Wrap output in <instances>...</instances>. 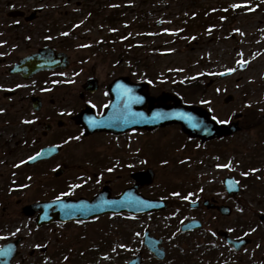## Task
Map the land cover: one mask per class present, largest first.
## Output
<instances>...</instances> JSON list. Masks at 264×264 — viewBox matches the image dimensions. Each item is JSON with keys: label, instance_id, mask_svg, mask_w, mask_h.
I'll use <instances>...</instances> for the list:
<instances>
[{"label": "rangeland", "instance_id": "rangeland-1", "mask_svg": "<svg viewBox=\"0 0 264 264\" xmlns=\"http://www.w3.org/2000/svg\"><path fill=\"white\" fill-rule=\"evenodd\" d=\"M7 2L12 3L11 7L29 13L42 9L37 20L26 28L30 31L27 51L43 43L73 58L83 52L92 63L100 60L101 68H110L105 69L103 78L110 75V78L126 77L141 82L147 75L154 87L150 90L151 94L179 98L182 93L183 98H180L183 104L199 106L219 122L239 126L240 131L235 134L234 148L230 152V157H233L230 169L235 179L237 175L243 176L249 168L259 172L263 170L264 0H0V5ZM234 5L245 9L237 10ZM209 9H215L217 13L212 14L210 30L205 26L207 20L197 16ZM111 10L115 13L108 15ZM204 13L200 15L206 17ZM103 39L109 40V44L106 41L101 43ZM85 46H92L93 52L87 51ZM106 53L109 55L104 56ZM97 54L104 58L95 59ZM114 60L122 66L117 72L110 71V64ZM244 63L248 65L241 69L239 66ZM229 70L234 71L232 75L219 78L221 74L231 72ZM81 78L84 81L86 76L82 75ZM229 95L233 96V100L226 104L224 99ZM46 98L50 100L52 95L48 94ZM4 110L1 106L0 146L4 151L0 149V160H20L28 156V152H17L11 157L5 151L14 146L15 141L22 140L25 133H29L23 128L29 127L25 121H30L33 116L17 114L15 118L7 117L11 113L4 114ZM235 113H242V118L235 120ZM42 115L38 114L39 118H43ZM79 132L77 129L73 132L79 139L76 136L69 141L74 143L70 145L74 151L84 146L76 157L83 158L80 155L83 154L87 159H106L110 166L117 165L115 162L118 160H126L139 170L152 169L155 172L154 182L140 190L144 196H147L146 193L167 195L168 190L172 192L171 187L183 186L191 193L176 200L181 198L180 203L188 206L202 197L209 198L213 185H217L212 175L215 164V157L210 151L212 144L208 142L200 149L197 146L189 147L190 150L183 149L181 144L191 139L180 126H168L151 132L135 130L122 136L99 134L85 138ZM78 140L81 142L76 144ZM88 164L92 165L91 162ZM105 174L106 184L114 191L118 185L119 188L125 186V182L130 180L127 172H122L120 179ZM29 183L25 203L36 195L35 189L39 190L42 185L39 179ZM250 184L255 183L245 180L247 189L242 186L243 191L235 196V208L230 220H223L222 217L215 219L217 215L213 211L188 209L182 223L177 219L174 224L177 225V221L179 224L176 227H168L164 224L175 211L174 205H169L168 214L160 216L159 221L152 224L147 216L139 219L117 216L101 218L86 226L70 224L57 230H37L34 218L22 215L16 220V226L23 228L19 234L26 241L20 247L21 254L15 259V264H33L40 260L41 255L51 258L46 264H123L124 260L129 261L131 254L134 256L137 253L144 255V264H156L153 256L141 249L143 234L147 229L165 240L164 247L169 259L160 264H213L207 259L205 245L213 243L217 231L227 230L230 221L234 225L239 218L250 217L249 222L253 225L260 215H264V201H261L264 199V185L259 189ZM236 206L246 210L243 215ZM190 220H200L203 228L182 234L179 225ZM263 232L264 225L261 224L257 233ZM251 240L253 242L241 256H253L251 264H262V255H254L258 239ZM41 247H47L46 254H39ZM33 249H36V255L31 259L29 253ZM241 256L232 257L236 260L235 264L239 263Z\"/></svg>", "mask_w": 264, "mask_h": 264}, {"label": "flooded vegetation", "instance_id": "flooded-vegetation-1", "mask_svg": "<svg viewBox=\"0 0 264 264\" xmlns=\"http://www.w3.org/2000/svg\"><path fill=\"white\" fill-rule=\"evenodd\" d=\"M11 4V2H7L3 6L0 5V107L3 106V110L8 109L7 111L4 110V114L11 113L7 117L12 116L15 118L17 114L22 117L23 115L33 116L32 119H30V121H33L32 123H25V125L29 127L23 128V130H29V133H25L24 136L21 137L22 140L15 141L14 146L9 148L6 147L8 151H5L11 157L14 154L16 155L17 152L20 153L22 151L24 153L28 152V156L20 160L16 158H3L0 160V171H2L0 172V243H2L0 249L3 246L15 243V257L11 261V264H15V259L21 254L20 247L26 241L24 236H20L21 232H23V228L16 226L18 223L16 220L22 217V215L25 216V207L59 199L92 200L103 191L111 197H116L126 188H130L134 185L132 174L146 171L150 168L139 170L134 168V166L126 160H118L115 162L118 163L117 165L110 166L111 164H109L106 159L104 160L98 157L87 159V156L83 154H80L84 156L83 158L76 157V154L80 153L84 148V146H82L74 151L70 146L74 144L69 142L70 139L73 140L76 136L79 139V136H75L73 133L76 129L80 130L79 135L85 138L97 136L99 134H107L108 136H122L127 134L98 132L88 135L80 121V115L85 111L95 113L98 117L107 114L113 100L111 89L116 80L122 77L110 78L109 75L108 78H103L106 71L105 69L109 70L110 68H101L103 65L100 60L92 63V60L83 52L81 54L79 53L78 57L74 58L66 53L69 64H67L68 69L65 71L58 69L53 71L38 70L34 72L31 67L25 66V73L34 72L30 80H27L23 73H14V68L17 65L23 60L36 55L43 46L47 45L41 43L40 46L27 51V42L29 41L27 36L30 31L26 30V28L27 26H31L39 15H35L34 21L27 22L26 19L31 13L20 8H15L14 6L11 7ZM4 6L6 10L5 15H3L5 11ZM16 11L22 12L23 16L14 17L11 12ZM32 16L33 15L30 17ZM34 36L36 35L34 34ZM105 41L109 44V40L107 41L106 39L100 42L105 43ZM70 46L72 45L70 44ZM52 47L54 48V46ZM85 49L91 52L93 47L85 46ZM58 51L63 52L60 50ZM74 55L76 56L77 54ZM107 55H109V53L104 54V56ZM98 57L104 58L103 55L97 54L95 59ZM117 60H114L113 63L110 62V71L117 72L119 68L122 67ZM58 61V59H54L51 62H54L55 66H57L58 64L56 65V63ZM59 64L63 65L64 63ZM82 75L86 76L84 81L83 78H81ZM128 80L131 83H139L130 78H128ZM152 88L154 89L152 85L146 83L142 90L147 98L159 99V101L153 103L152 106L175 104V97H169L164 94L161 96L153 95L150 93ZM120 91H122V89ZM48 94L52 95L50 100L46 98ZM54 95H57V98H54ZM166 97H168V100L165 99ZM36 105L41 106L43 118H39L38 114L40 113L35 111L34 107ZM150 107L151 103L146 101L142 110L149 111ZM71 127H74V129L71 130ZM135 130L155 131L146 128L132 129V131ZM239 131L240 130H238V132ZM235 134L236 133L223 135L220 138L208 141L212 144L210 151L211 153L213 152V156L215 157L212 175L214 176L213 181H215L217 185H213L211 193L208 195L209 198H200L203 199V201L198 199L197 202H200V206L194 210L199 212L205 210L213 211L217 215L215 219L222 217L223 220H230L235 208V196H238L239 193L243 191L242 179L236 176L240 185V190L237 193L229 192L226 186V180L234 178V172L230 167H218V165H231L233 157H230V152H232L231 150L234 148ZM79 142H81V140H78L76 144ZM196 142L198 143L196 144ZM208 142L202 144L200 140H195L194 143L184 142V146L186 147L185 149L188 150H190L189 147L192 146H197L200 149L201 146H207ZM45 148H53L56 153H54L51 158L31 163V157ZM0 149L4 151L1 146ZM198 152L201 151L198 150ZM219 161H224V163H220ZM90 162L92 165L88 164ZM102 168L106 170L103 171ZM262 171L264 172V167ZM262 171H260L261 174L263 173ZM105 172L108 173L109 176L116 177V179L121 178L122 172H127L130 180L125 183L126 185L128 183L130 184L127 186L121 185L120 188L118 185L117 190L114 191L112 187L106 184ZM252 177L259 180L264 179V176H260L259 173ZM34 179H39L42 185L39 190L35 189L36 195L29 198L27 203H25V192L30 188L27 184H30L29 182ZM102 184L103 187L101 188ZM142 188H140V190ZM186 192L188 193L190 191L186 189L185 193ZM146 194L152 195L150 193ZM169 196L171 197L169 194L168 197H164L163 195L165 199H168ZM173 201H175V203H173ZM168 203L169 205L174 204L173 207L175 212L180 214L187 209V205L177 203L176 199L173 197L168 199ZM236 209L242 210L240 211L242 215L246 211L244 209H239V206H236ZM40 214L41 211H37L31 216H28V218H34L35 228L37 230H57L60 227L70 225V223L53 222L38 226L37 221ZM101 217L103 216L97 217L91 220V222L99 220ZM249 218H239L234 222V225L233 222L230 221L231 223L229 222L230 224L228 225L230 227L227 230L220 229L217 231V234L214 235L215 237L213 238V243H211V250L212 256L215 259V264H234L232 259L234 247L228 244L226 237L237 239L236 237L238 236H236V231L244 229L250 220ZM7 226H10L11 229H8ZM36 245L37 244H35V246ZM205 246L207 249L209 245L206 244ZM243 249L241 251H243ZM46 250L47 247H41L39 249V254H46ZM259 251L262 253V264H264V232L259 240ZM29 254V257L33 259L36 255V249L31 250ZM50 260L51 258L49 256L41 255L40 260L35 261L33 264H46L48 261L50 262Z\"/></svg>", "mask_w": 264, "mask_h": 264}, {"label": "water", "instance_id": "water-1", "mask_svg": "<svg viewBox=\"0 0 264 264\" xmlns=\"http://www.w3.org/2000/svg\"><path fill=\"white\" fill-rule=\"evenodd\" d=\"M32 19L33 16L27 18V21ZM54 59L59 60L56 63V65L58 64L57 66H55L54 62H51ZM62 62L66 63V56L55 55L52 50L43 49L40 50L38 54L23 60L15 68L14 71L23 73L24 77L28 79L32 77L31 75H33L34 72H37L41 69H53V67L65 68L66 66L59 64ZM25 66L31 67L34 72H27L28 74L25 73ZM123 81L132 86V89L130 91H125V89L123 88L122 95H119L116 104L113 106L114 112L110 113L109 116L104 119H96L93 121L94 123L92 125L96 126L98 129H111L113 131H126L132 127H148L154 129L156 127H163L169 124L180 123L182 124L186 133H188L192 137H200L203 141H207L215 137H221L225 134H230L237 130V126H219L211 118H209L205 112L201 111L198 108L183 107L180 104H176L174 107L166 105L153 107L152 104L155 102V100L148 99L142 93L144 86L132 85L126 79H123ZM143 97L146 101L149 100L151 103L150 114H146L136 110V108L142 107L143 102L141 100H143ZM230 99H227L226 103H228ZM121 101L122 104L119 106ZM49 153H51V151L46 149L42 151L38 156H36L34 160L45 158L46 154L49 155ZM133 177L137 182V186L134 187V189L123 193L117 199H106L105 201L104 198H98L93 203H73L69 201H57L55 203H51L50 205L38 204L27 207L25 209V213L26 215H32L37 209H41L42 207V209L46 208L47 214H54L56 216L55 219L69 221L87 219L89 217H92V215H94L95 213L98 214L100 212L104 213L129 211L134 214H145L146 212H150L153 210L165 209L166 206L164 203L146 200L136 194L137 188L139 186L150 184L152 182L153 173L149 171L146 174H135ZM227 186L229 191L235 192L238 190V187L233 180H229ZM104 196L106 198H109V194H105ZM53 207H56V210L52 211L51 208ZM45 218V214L42 215V219ZM49 219L50 218L48 217V220ZM262 220H264V218H262ZM195 227L197 226L190 224L184 227L183 230H192ZM161 242V240H156L149 237V233H146L145 244L151 249L152 252L156 254L158 258L164 259V250L158 249V246L161 244ZM245 243L247 242L243 240L235 243V246L239 247ZM4 252H6V249L0 251V259L6 257V253ZM6 258L9 260L8 257ZM140 263V258H137L130 264ZM4 264H8L7 261Z\"/></svg>", "mask_w": 264, "mask_h": 264}, {"label": "snow or ice", "instance_id": "snow-or-ice-1", "mask_svg": "<svg viewBox=\"0 0 264 264\" xmlns=\"http://www.w3.org/2000/svg\"><path fill=\"white\" fill-rule=\"evenodd\" d=\"M239 5H234V7H238ZM64 35H67V33H64ZM232 71V70H229ZM33 121H25V123H32ZM31 159H35V157H31ZM218 167H230V165H218ZM176 195H179V193H176Z\"/></svg>", "mask_w": 264, "mask_h": 264}]
</instances>
